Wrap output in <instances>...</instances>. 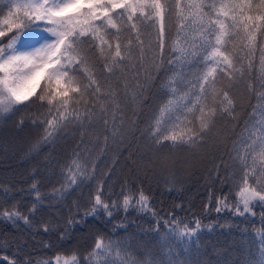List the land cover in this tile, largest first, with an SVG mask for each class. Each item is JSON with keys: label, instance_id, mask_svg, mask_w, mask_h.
I'll return each mask as SVG.
<instances>
[{"label": "trees", "instance_id": "obj_1", "mask_svg": "<svg viewBox=\"0 0 264 264\" xmlns=\"http://www.w3.org/2000/svg\"><path fill=\"white\" fill-rule=\"evenodd\" d=\"M25 2L0 0V20L8 16L14 3ZM161 3L167 5L165 18L157 20L154 28L149 25L150 37L141 33L146 49L143 60L139 58L140 42L126 15L119 22L123 29L119 43L123 48L132 42L134 59L125 57L112 66L117 39L111 34L115 29H107L110 35L105 36L111 51L91 35L82 38L79 56L74 55L68 65L69 77L81 86V92L70 93L71 110L79 119L74 114L71 122L53 130L48 121H59L65 109L57 110L59 100L49 105L47 99L39 97L50 96L52 89H57L58 95L62 87L43 78L29 100L0 117V216L16 211L28 218L25 223L14 217L15 224L0 219V257L7 255L17 264H57V258L59 264L65 260L72 264H168L170 258L176 264H261L264 223L259 202H253L252 211L244 216L232 207L216 211L219 200L235 204L245 171L255 169L251 184L256 185L258 179L264 182V158L259 156L258 147L256 153L247 154V167L240 160L264 118V101L260 100L264 93V33L247 21L255 37L249 48L244 28L247 16L259 17L264 12L259 7L261 0H251L252 10L244 17H239V9L233 12L228 6L248 0ZM194 4L200 7L194 8ZM218 14L227 25L232 24L231 16H238L230 29L238 35L226 38L221 49L233 59L234 69L222 58L210 55L213 49L207 38L211 35L214 45L215 35L207 29ZM134 22L140 24L139 20ZM161 25L162 43L157 39ZM45 28L43 22H33L21 33L24 39L17 47L28 48L50 35ZM0 30L7 33L0 37V46H6L15 29L8 32L7 26L0 24ZM180 49L187 53V59L180 58ZM210 69L214 72L208 79L214 80V85L192 112L184 109L180 113L172 131L179 134L192 129L198 133L201 106H206L205 112L216 109L212 130L198 139L196 146L172 147L170 141L157 145L153 132L161 107L182 96L186 97L182 103L193 107L200 93L197 81ZM89 74L96 84L85 94L83 85L91 83ZM172 88L176 89L174 94ZM225 93L232 102L231 114L223 111L227 106ZM150 159L168 163L153 165L152 178L142 168ZM183 160L197 162L198 168L184 175L180 170ZM74 161L82 171L76 170ZM98 192L112 214L101 208L98 215L85 218ZM141 193L148 198L144 208L137 203ZM125 195L133 197L127 210L123 207ZM177 222L179 232L170 233ZM184 231L195 232L190 242L179 239ZM98 241L100 249L96 248ZM0 264L7 261L0 259Z\"/></svg>", "mask_w": 264, "mask_h": 264}, {"label": "snow or ice", "instance_id": "obj_2", "mask_svg": "<svg viewBox=\"0 0 264 264\" xmlns=\"http://www.w3.org/2000/svg\"><path fill=\"white\" fill-rule=\"evenodd\" d=\"M194 8H199V5H193ZM229 8L233 12L239 9V17H244L246 11L252 10L251 0H248L246 4H234L229 5ZM264 10V0H261L260 6ZM166 4H162L161 0H27L25 3L16 4L9 9L8 16L0 20V24L6 25L8 32H13L12 38L9 40L6 46H0V117L4 114L10 113L15 105H19L29 100L35 93L36 87L39 85L40 80L43 78L48 83L55 82L57 88H61L57 95V89H52L51 95L46 97L41 95L39 99L44 101L47 99L49 105L53 104L54 100H59L60 103L57 106L59 111L60 107L65 109L60 113V120H49L48 124L55 130L56 127L61 126L62 123L71 122V118L74 116V111L71 110L70 93L81 92V86L78 81L69 77L68 65L72 62L73 56H79L80 45L84 43L83 37H91L99 39L101 44H107L109 51H111V44L105 39V36L110 35L107 29H115V35L117 39L116 50L112 59V66H118L125 57L129 59L135 58V49L132 46V42L125 47H121L119 43L120 35L123 29L120 26V20H123L124 16H127V22L130 23L131 30L136 33L139 43L140 59L143 60L146 49L144 42L141 39V33L151 36L148 31L149 25L155 27L156 21H162L165 18ZM117 9H122V12H116ZM22 13V14H21ZM15 14V15H14ZM227 15V12H224ZM103 19L101 20V18ZM232 20L231 25L225 24V21L219 18L211 21L207 31L215 35V44H212L211 35L207 38L208 46L212 47V57H220L223 59V63L227 64L229 68L234 69L233 59L224 54L222 47L227 43V39H231L233 35L238 33H232L230 29L234 27L238 21V16L233 15L230 17ZM20 21L17 23L16 21ZM139 20L138 25L134 21ZM259 20V24L256 21ZM96 21H100L99 24ZM148 21L149 24H145ZM247 21L252 22L253 28H258L261 33H264V12L259 17L247 16L244 28L249 39L247 47L251 48L255 42V37L252 35L249 29ZM33 22H43L46 25V32L49 36L42 37L43 43L39 47L33 50H21L17 47V43L24 39L21 33L25 29H29ZM104 29L103 33L101 30ZM218 29V30H217ZM7 33L4 30H0V37H5ZM157 39L162 43L164 40L163 25H161V31ZM39 43V41H38ZM149 48H151V40H149ZM181 59H187V53L180 49ZM195 55V53H193ZM216 62V61H214ZM55 65V67H52ZM109 72L113 71V67L107 66ZM47 70V74H46ZM75 71V69H73ZM214 70L210 69L208 73L204 74L198 79L200 85V93L197 94V99L193 107H188V104L182 103L186 97H179L178 100H169L166 105L161 107L160 114L156 117L155 130L153 137L157 145H161L163 141H170L172 147L178 145L196 146L198 139H203V136L212 130L216 118V109L211 108L205 112L206 106L200 107L201 116L198 118L200 121L199 132H194L192 129H188L187 133L181 131L179 134L174 133L172 129L177 126V121L180 120V113L187 109V112H192L196 105L200 104L201 98L208 94L207 89L212 87L215 83L214 80L208 78L213 75ZM261 72L264 73V50H262L261 60ZM91 83L83 85V92L86 94L89 89L92 88L96 81L92 79L89 74ZM200 80L204 82L201 83ZM99 91V87L96 88ZM173 94L176 89L172 88ZM212 91L215 92L214 87ZM224 100H227V106L223 108V111L231 114V100L228 99L227 94L224 95ZM260 100L264 101V93H261ZM223 104V101H221ZM264 107V104L261 105ZM75 117L79 119V115L75 114ZM171 125V128H169ZM167 132L168 134H164ZM51 133H49L50 135ZM254 139L251 144L245 149V155L240 157L241 163L247 167L246 159L248 153H256L257 147L259 148V156L264 158V118L259 121V125L256 127L255 132L252 133ZM162 137V139H161ZM255 159V157H253ZM165 159H167L165 157ZM77 171H82L81 165L76 161L73 162ZM71 171V169H70ZM255 169L252 173L245 171L242 177V184L239 187V191L236 193L237 200L235 204L229 205L228 200L217 201L216 211L220 212L225 208H235L236 213L244 216L252 211L253 202H259L262 208V223H264V182L260 179L257 180V184L250 183V175H254ZM261 177H264V170H261ZM72 183H75V176L71 177ZM35 187V186H34ZM100 192L95 197V203L90 211L85 213V218L89 215H98V211L102 208L109 216L111 211L108 204H106L102 198ZM39 199V197L37 198ZM133 197L125 195L123 201V207L127 210L131 206ZM137 203L141 208H144L148 204V198L143 193L140 194ZM116 204H113L115 207ZM242 206V211H241ZM23 219L25 223H28L27 217H20L16 211L5 212L0 216L5 222L15 224V219ZM180 222L170 229V233L179 232ZM199 224V222H197ZM187 225L185 229H187ZM47 231V228H45ZM195 232L184 231L180 233L179 239L182 241L186 238L188 242L191 241ZM261 244L264 245V233H261ZM101 243L98 241L96 248L100 249ZM184 251L187 252L188 248L185 247ZM261 264H264V247L261 249ZM171 257V253H169ZM0 259L7 261V264H17L14 260H9L5 255ZM44 264H50L45 261ZM57 264H59V258H57ZM64 264H72L71 261L65 260ZM168 264H176L174 258H170ZM180 264H186V261H181Z\"/></svg>", "mask_w": 264, "mask_h": 264}, {"label": "rangeland", "instance_id": "obj_3", "mask_svg": "<svg viewBox=\"0 0 264 264\" xmlns=\"http://www.w3.org/2000/svg\"><path fill=\"white\" fill-rule=\"evenodd\" d=\"M49 36V38H51L50 37V35H48ZM38 41H39V43H38ZM41 43H43V40L42 39H39V40H37L34 44H32L31 46H29L28 48H25V49H22V50H28V51H30V50H33L34 48H36V47H39L40 46V44ZM258 118H259V116H258ZM258 126V125H257ZM168 164L167 163V161H164V162H160V161H158V162H156V161H153L152 159H150V161L149 162H145L144 163V166L142 167V168H146L147 170H145L144 169V173L146 174V176L147 177H149V178H152V171H153V165H159V164ZM198 168V164H197V162H195V161H191V160H183L181 163H180V170L184 173V175H188V174H190L193 170H196ZM156 169V168H155ZM155 169H154V171H155ZM190 169L192 170V171H190ZM153 171V172H154Z\"/></svg>", "mask_w": 264, "mask_h": 264}]
</instances>
